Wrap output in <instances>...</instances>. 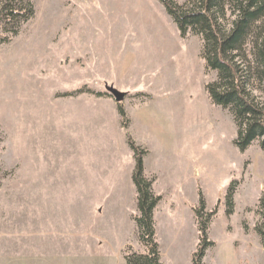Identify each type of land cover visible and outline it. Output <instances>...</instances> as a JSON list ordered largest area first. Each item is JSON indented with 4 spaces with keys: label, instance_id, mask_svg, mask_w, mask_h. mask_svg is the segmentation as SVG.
Masks as SVG:
<instances>
[{
    "label": "rangeland",
    "instance_id": "obj_1",
    "mask_svg": "<svg viewBox=\"0 0 264 264\" xmlns=\"http://www.w3.org/2000/svg\"><path fill=\"white\" fill-rule=\"evenodd\" d=\"M31 1L32 18L0 44V258L31 250L46 264H126L128 246L144 251L121 105L159 174L160 260L193 264L200 189L205 213L216 208L203 263L264 264V150L235 146L231 113L205 90L216 74L201 38L180 36L158 0Z\"/></svg>",
    "mask_w": 264,
    "mask_h": 264
},
{
    "label": "trees",
    "instance_id": "obj_2",
    "mask_svg": "<svg viewBox=\"0 0 264 264\" xmlns=\"http://www.w3.org/2000/svg\"><path fill=\"white\" fill-rule=\"evenodd\" d=\"M175 23L180 36L191 33L202 40L200 56L206 71H214L215 79L205 85L210 101L227 109L236 126L235 146L244 151L257 141L264 150V0H158ZM34 14L31 0H0V29L6 34L0 44L17 35L21 24ZM8 31V32H7ZM97 95H100L97 93ZM120 126L135 161L132 181L137 192L134 221L138 239L144 246L139 253L128 246L123 255L126 264H164L155 240L153 211L160 196L152 190L153 177L143 172L147 149L139 146L128 131L129 119L118 105ZM235 181L226 190V213L233 211ZM198 206L194 207L200 242L193 264H204L205 250L213 242L207 238L208 225L216 208L205 213V202L198 189ZM259 221L255 232L264 248V195L258 199Z\"/></svg>",
    "mask_w": 264,
    "mask_h": 264
},
{
    "label": "crops",
    "instance_id": "obj_3",
    "mask_svg": "<svg viewBox=\"0 0 264 264\" xmlns=\"http://www.w3.org/2000/svg\"><path fill=\"white\" fill-rule=\"evenodd\" d=\"M127 117H128V115H127ZM128 119H129V126H128L129 128L128 129H129V132H130V129H132V123L134 124L135 121H136V119L132 116V123H131V119L129 117H128ZM130 134H131L133 140L136 142V144H138L139 146L147 149V151H148L147 154L144 157L145 160L143 159V172L145 171L144 172V175L146 177H149V178L150 177H154V182L152 184V190H153V192L156 195H159L160 194L159 196L161 198V193L157 192V190H156V183L159 180V174L157 172H155V171L147 170V167H146V164H147L146 161H147L148 156L150 155V150L147 147L146 143L136 141L137 139H136L135 135H132V133H130ZM168 143L172 146L173 149L175 148V146H173L174 143H173L172 140H170V142H168ZM131 159H132V162H133L132 164H133V169H134L135 161H134L133 156H132ZM133 169H132V171H133ZM131 173H133V172H131ZM196 189H198L197 188V184H196ZM39 194H41V191L39 193H35V198L45 196V195L40 196ZM40 199H42V198H40ZM37 205H40L41 207L42 206H45L43 204L42 200H40L39 203L37 201L36 204H35V206H37ZM36 259L37 258L35 256V252H32L31 250L30 251H19V252H16V253L15 252H6L2 256V258H0V264H46L43 260H40V259L36 260Z\"/></svg>",
    "mask_w": 264,
    "mask_h": 264
},
{
    "label": "water",
    "instance_id": "obj_4",
    "mask_svg": "<svg viewBox=\"0 0 264 264\" xmlns=\"http://www.w3.org/2000/svg\"><path fill=\"white\" fill-rule=\"evenodd\" d=\"M110 91L113 93V95L117 101H121L123 99V93H117L114 90H110Z\"/></svg>",
    "mask_w": 264,
    "mask_h": 264
}]
</instances>
